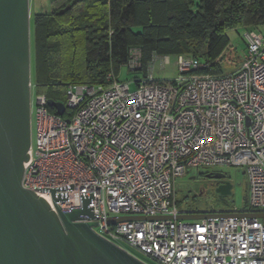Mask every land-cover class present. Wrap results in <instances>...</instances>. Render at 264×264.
I'll list each match as a JSON object with an SVG mask.
<instances>
[{
    "label": "built area",
    "instance_id": "1",
    "mask_svg": "<svg viewBox=\"0 0 264 264\" xmlns=\"http://www.w3.org/2000/svg\"><path fill=\"white\" fill-rule=\"evenodd\" d=\"M242 39L243 58L227 74L179 55L180 77L158 83L154 55L141 79L109 73L104 86H68V119L36 95L22 188L55 213L89 201L95 233L145 264H264V219L250 216L264 213V34L246 30ZM141 57L130 49L129 73L143 72ZM218 166L246 170L247 207L179 220L175 179ZM118 218L131 219L109 224Z\"/></svg>",
    "mask_w": 264,
    "mask_h": 264
},
{
    "label": "trees",
    "instance_id": "2",
    "mask_svg": "<svg viewBox=\"0 0 264 264\" xmlns=\"http://www.w3.org/2000/svg\"><path fill=\"white\" fill-rule=\"evenodd\" d=\"M263 24L264 0H52L34 16L35 94L64 105L68 86L106 85L132 48L141 50L142 75L154 55L191 56L220 75L229 33L242 38Z\"/></svg>",
    "mask_w": 264,
    "mask_h": 264
},
{
    "label": "water",
    "instance_id": "3",
    "mask_svg": "<svg viewBox=\"0 0 264 264\" xmlns=\"http://www.w3.org/2000/svg\"><path fill=\"white\" fill-rule=\"evenodd\" d=\"M47 103L63 116V104ZM31 140L29 0H0V264H145L95 233L89 201L80 209L56 207L55 213L22 188ZM216 216L185 212L178 219ZM250 216L264 219V213Z\"/></svg>",
    "mask_w": 264,
    "mask_h": 264
},
{
    "label": "rangeland",
    "instance_id": "4",
    "mask_svg": "<svg viewBox=\"0 0 264 264\" xmlns=\"http://www.w3.org/2000/svg\"><path fill=\"white\" fill-rule=\"evenodd\" d=\"M38 0H29V23H30V59H31V108L35 106V86H34V46H33V23L34 16L38 12H48L50 9L45 4H38ZM42 1V0H40ZM230 41L240 50L243 43L239 34L230 32ZM168 63L162 66V59H157L153 64V78L156 82L167 84L180 77L177 65V56L169 55ZM223 74L234 71L237 67V60L233 56L231 50H227L225 57L220 62ZM142 73H129L125 67L120 68V72L116 76L117 81L128 82L135 79H141ZM131 91L136 89V84L131 83L129 86ZM66 101V98H65ZM33 112V110H32ZM31 145L35 144V124L33 115L31 116ZM208 172L224 174L226 179L232 186L231 196L225 204L215 205L212 195L213 183L206 178ZM248 179L246 170L243 167L218 166L209 169H191L189 172L175 179V194L177 210L181 213H208L213 211H225L235 208L244 210L247 207L248 199ZM132 255L140 258L132 250H128Z\"/></svg>",
    "mask_w": 264,
    "mask_h": 264
},
{
    "label": "flooded vegetation",
    "instance_id": "5",
    "mask_svg": "<svg viewBox=\"0 0 264 264\" xmlns=\"http://www.w3.org/2000/svg\"><path fill=\"white\" fill-rule=\"evenodd\" d=\"M212 172H208L207 174H211ZM212 183V195L213 200L216 206L220 204H225L227 199L231 196L232 186L229 181L224 177L223 179H213L208 178Z\"/></svg>",
    "mask_w": 264,
    "mask_h": 264
},
{
    "label": "crops",
    "instance_id": "6",
    "mask_svg": "<svg viewBox=\"0 0 264 264\" xmlns=\"http://www.w3.org/2000/svg\"><path fill=\"white\" fill-rule=\"evenodd\" d=\"M51 1L52 0H42V1L38 0L37 2H38V4H45V5H47V7L50 8ZM38 13H43V12H38ZM255 31L264 34V24L262 26L258 27L257 29H255ZM240 39H241V41L243 43V48H241L240 50L237 48V46L232 44V48H233L232 54L237 60V66L239 65V63H240V61L243 58V55L245 53V43H244V41H243V39L241 37H240Z\"/></svg>",
    "mask_w": 264,
    "mask_h": 264
}]
</instances>
